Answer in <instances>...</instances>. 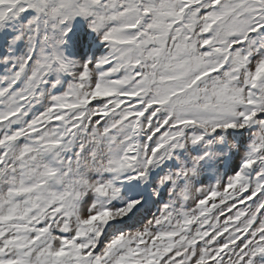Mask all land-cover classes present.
Wrapping results in <instances>:
<instances>
[{
  "label": "snow or ice",
  "instance_id": "6c2138e0",
  "mask_svg": "<svg viewBox=\"0 0 264 264\" xmlns=\"http://www.w3.org/2000/svg\"><path fill=\"white\" fill-rule=\"evenodd\" d=\"M0 264H264V0H0Z\"/></svg>",
  "mask_w": 264,
  "mask_h": 264
}]
</instances>
